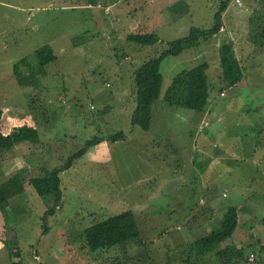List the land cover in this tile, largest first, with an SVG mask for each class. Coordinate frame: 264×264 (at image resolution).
I'll use <instances>...</instances> for the list:
<instances>
[{"label":"rangeland","instance_id":"374dc122","mask_svg":"<svg viewBox=\"0 0 264 264\" xmlns=\"http://www.w3.org/2000/svg\"><path fill=\"white\" fill-rule=\"evenodd\" d=\"M239 1L227 0L216 34L161 60V94L145 130L130 123L134 68L191 26L209 28L221 0H0V134H11L0 141V154H9L0 163L9 197L0 210V264L17 248L23 264H171L181 245L219 224L227 204L239 207L238 223L219 248L236 244L264 260V0ZM131 32L159 39L142 45L126 39ZM228 40L238 61L225 81L219 55ZM35 48L47 58L46 74L20 84L13 65L36 63ZM204 60L206 111L161 98L179 70ZM19 69L27 74L25 63ZM32 126L50 136L23 140ZM118 130L124 137H106ZM94 135L104 138L59 173L62 202L44 213L52 199L17 171L62 164ZM127 208L138 238L85 247L84 227Z\"/></svg>","mask_w":264,"mask_h":264},{"label":"trees","instance_id":"16d2710c","mask_svg":"<svg viewBox=\"0 0 264 264\" xmlns=\"http://www.w3.org/2000/svg\"><path fill=\"white\" fill-rule=\"evenodd\" d=\"M226 4L227 0H221L218 9L214 13V21L209 28L204 29L198 26H191L187 35L170 41L168 46L161 49L157 55L144 59L134 68L135 107L130 116V123L132 125H139L145 130L150 126L152 105L161 94L163 81V75L160 70L161 60L167 55H178L186 48L198 46L202 41L216 34L221 25V13L225 9ZM258 34L264 38V25L258 30ZM126 39L134 43L147 45L155 43L159 37L152 32H131L126 35ZM228 41V43H223L224 50L219 55L220 70L218 78L225 81L233 79V65L238 61L232 42L231 40ZM32 55L36 58V63L30 62L28 58H23L22 61L15 62L13 65L15 77L20 84H36L38 81L36 79H39L40 75L46 74V64L44 62L47 58L46 60L42 58L40 56L41 50H36V48ZM22 62L27 67V74L25 76L21 74L19 69L20 63ZM208 66V61L204 60L191 67L179 70L171 78L161 98L172 105L195 111H206L209 107V98L212 89L208 81ZM233 84H236L235 80L228 85L231 86ZM60 101L65 102L63 99ZM40 130L42 129L36 126L25 127L22 129L23 140H29L31 143H40L42 139L40 136L43 137L44 133L48 135L46 132ZM124 135L122 130H118L109 133L106 137L114 140L122 138ZM103 138L104 136L98 135L87 138L83 146L67 156L62 164L52 166L26 164L19 168L17 173L21 183L28 182L39 196L50 197L52 199V205L44 213H54L55 207L62 202L63 191L59 173L70 167L75 158L81 156L90 146ZM10 139V133L6 136H1L0 134V141H9ZM3 155L0 154V163L6 158L5 155L9 154ZM224 189L227 190L226 188ZM202 198L200 197L201 201ZM8 206L9 197L0 182V210L6 212L5 210ZM238 209L239 207L235 204H227L219 220V224L206 233L192 240H188L181 245L180 249H177L175 253V257L173 258L174 262L170 261L171 264H264L262 258L253 261V259L250 260L247 255H244L243 246L230 243L219 248V244L230 238L237 227ZM262 220L264 221V215ZM82 235L85 247L89 250H96L138 238L140 236V229L133 211L127 208L84 227L81 231V237ZM11 251L10 264H23L19 248ZM191 254L193 258H191ZM12 255L20 259L14 260L11 257ZM38 264L42 263L39 262ZM116 264H125V261L116 262ZM147 264L153 263L149 261Z\"/></svg>","mask_w":264,"mask_h":264},{"label":"built area","instance_id":"2783aa9c","mask_svg":"<svg viewBox=\"0 0 264 264\" xmlns=\"http://www.w3.org/2000/svg\"><path fill=\"white\" fill-rule=\"evenodd\" d=\"M238 4H240V1L239 0H235ZM221 29V28H220ZM250 259H252L253 258V256H252V254H250V257H249Z\"/></svg>","mask_w":264,"mask_h":264},{"label":"crops","instance_id":"0c3cea01","mask_svg":"<svg viewBox=\"0 0 264 264\" xmlns=\"http://www.w3.org/2000/svg\"><path fill=\"white\" fill-rule=\"evenodd\" d=\"M163 2H164V0H163ZM165 3H166V2H165ZM227 38H228V37H227ZM228 39H230V38H228ZM209 106H210V103H209ZM208 108H209V107H208ZM5 161H6V160H5ZM5 161H4V162H5Z\"/></svg>","mask_w":264,"mask_h":264}]
</instances>
